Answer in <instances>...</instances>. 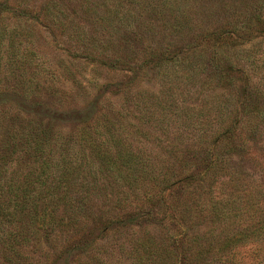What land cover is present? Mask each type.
<instances>
[{
    "label": "rangeland",
    "instance_id": "obj_1",
    "mask_svg": "<svg viewBox=\"0 0 264 264\" xmlns=\"http://www.w3.org/2000/svg\"><path fill=\"white\" fill-rule=\"evenodd\" d=\"M11 4L39 19L17 24L9 18L20 54L32 58L26 65L17 58L12 69L0 58V142L30 121L50 128V146L64 141L78 149L82 126L94 130L110 119L133 129L130 139L143 161L172 182L153 202L129 196L131 202L122 204L125 210L133 206L128 214H101L107 198L96 196L82 227L92 240L88 247L79 241L81 230L68 231L75 233L70 249L65 235L46 241L39 234L21 248L23 264H138L142 250L134 249V238L147 230L159 246H168L163 254L170 245L187 251L199 237L192 249L197 252L264 219V0ZM245 95L263 108L259 134L239 123L233 141L218 139L222 123L236 125L232 117L222 121V107L235 109ZM210 157L229 168L208 170ZM24 160L33 163L31 156ZM224 194L253 204L247 219L215 223L212 215ZM261 246L240 242L221 249V258L209 254L210 264H264ZM10 256L0 249V264H11Z\"/></svg>",
    "mask_w": 264,
    "mask_h": 264
},
{
    "label": "trees",
    "instance_id": "obj_2",
    "mask_svg": "<svg viewBox=\"0 0 264 264\" xmlns=\"http://www.w3.org/2000/svg\"><path fill=\"white\" fill-rule=\"evenodd\" d=\"M17 9L18 6H13L11 0H0V52L4 51L0 58L5 59V64L10 69L15 65L17 58L26 65L31 64V60L27 58L32 57L24 51L20 54L21 42H18L15 36L19 33L12 27L13 22L11 24L9 18L19 19L15 21L17 24L22 19L29 21L39 19L38 15H32L28 10L17 12ZM27 51L33 54L32 50ZM22 66L24 64L20 68ZM245 98L247 99L246 95L239 98L240 105L235 109L222 107L220 111L222 121L232 117L236 125L227 126L228 124L222 123L219 126L220 130L215 132L218 139L224 137L233 141L234 127L238 128L239 123L241 130L253 132L252 136L259 134L263 122L261 121L263 108L257 104L258 100L255 98L251 101H246ZM107 122L102 126H95L94 130L82 126L80 135L84 139L79 142L78 149L64 141L50 146V137H53L50 128L41 126V123L33 125L30 121V124L22 126L19 130L10 129L7 136L1 140L0 249L10 252L11 256L7 257V260L11 264H23V260L18 257L22 253L21 248L28 245L33 238L41 239V234L46 241H49L48 238L52 235H65L69 240L64 247L70 249L75 247L74 234L81 230L82 236L79 241H84V248L88 247L92 240L88 238L89 232L82 230V227L92 217L90 213L95 208L92 200L96 196L101 198L104 195L107 198L101 214L105 215L109 211L128 214L134 210L131 208L133 206L125 210L122 204L126 207V202H131L129 196L138 201L153 202L159 197L158 193L162 192L165 184L172 183L169 182L168 175L161 176L153 170L150 163L143 161L139 149L133 147L130 139L134 135L133 129L126 130L123 124L122 126L116 124L114 120L108 119ZM30 156L33 157V163L25 164L27 160L24 159ZM228 168V162L223 163L219 157H210L208 160V170L218 169L219 172ZM98 193H102L101 196ZM228 195L224 194L221 198L222 206L214 209L215 213L212 216L216 224L222 221L224 223L240 221L250 215L252 203L246 199L249 205L246 207V204H243V197ZM252 223L251 231L248 228L240 230L239 234L234 232L226 235L222 240L213 239L208 241L205 250L197 252H193L192 249L197 241L200 243L199 237L192 241L189 249L186 247L187 251L184 248L178 252L170 245L169 252L163 254L160 251L167 250L168 246L163 243L167 247L159 246L155 237L147 230L143 232V238H134V249L142 250L137 262L210 264L213 259L221 258V249L230 250L240 242L242 245L253 242L261 244L258 251H264V219ZM68 231L75 233L68 234ZM218 243L220 249H216ZM209 254H212L213 259L208 256Z\"/></svg>",
    "mask_w": 264,
    "mask_h": 264
}]
</instances>
